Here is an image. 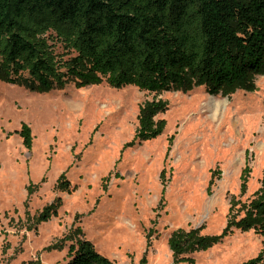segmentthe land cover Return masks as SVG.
<instances>
[{
	"label": "rangeland",
	"instance_id": "1",
	"mask_svg": "<svg viewBox=\"0 0 264 264\" xmlns=\"http://www.w3.org/2000/svg\"><path fill=\"white\" fill-rule=\"evenodd\" d=\"M158 100L162 132L135 139L141 107ZM263 171L264 70L251 88L217 95L201 83L156 93L102 78L32 90L0 77V264H67L82 238L116 264H237L264 247L254 229L178 259L168 238L220 234L259 194Z\"/></svg>",
	"mask_w": 264,
	"mask_h": 264
},
{
	"label": "trees",
	"instance_id": "2",
	"mask_svg": "<svg viewBox=\"0 0 264 264\" xmlns=\"http://www.w3.org/2000/svg\"><path fill=\"white\" fill-rule=\"evenodd\" d=\"M263 70L264 0H0V77L32 90L105 78L112 86L156 93L201 83L217 95L251 88ZM165 103L141 107L135 139L162 132L165 120L154 118ZM19 134L30 148V127L23 123ZM248 170H241V190ZM261 183L259 194L243 203L244 214L229 219L220 234L172 231L168 245L175 259L232 228L254 229L264 244V171ZM53 206L44 207L38 221L48 220ZM68 256L67 264H116L84 238L70 242ZM237 264H264V247Z\"/></svg>",
	"mask_w": 264,
	"mask_h": 264
},
{
	"label": "bare ground",
	"instance_id": "3",
	"mask_svg": "<svg viewBox=\"0 0 264 264\" xmlns=\"http://www.w3.org/2000/svg\"><path fill=\"white\" fill-rule=\"evenodd\" d=\"M214 100H215V99H214ZM213 102H215V101H213ZM218 105H219V103H218V102H215V103L211 106V110H212L213 113L217 110Z\"/></svg>",
	"mask_w": 264,
	"mask_h": 264
}]
</instances>
